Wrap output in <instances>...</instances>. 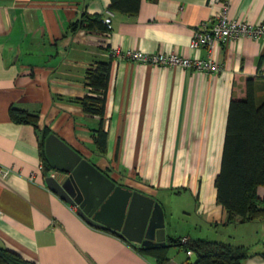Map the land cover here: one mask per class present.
<instances>
[{
	"label": "crops",
	"instance_id": "0c3cea01",
	"mask_svg": "<svg viewBox=\"0 0 264 264\" xmlns=\"http://www.w3.org/2000/svg\"><path fill=\"white\" fill-rule=\"evenodd\" d=\"M109 2L0 0V168L9 169L0 173V245L38 264H158L138 243L86 221L46 185L52 170L38 165L47 127L115 183L154 197V240L244 245L249 255L242 264H264V220L226 222L214 185L234 77L263 81L264 37L214 47L218 72L131 61L113 56L112 48L205 58L208 48L190 47V38L201 23L213 22L221 3L140 0L130 15ZM84 13L101 21L110 14L111 28L70 30ZM228 16L263 22L264 0H228ZM100 60L110 61L102 154L92 138L99 116L74 100L88 92L85 69ZM11 105L37 113V128L12 119ZM171 246L162 264H185L188 255L177 246L184 254H169ZM189 257L193 262L194 253Z\"/></svg>",
	"mask_w": 264,
	"mask_h": 264
},
{
	"label": "trees",
	"instance_id": "16d2710c",
	"mask_svg": "<svg viewBox=\"0 0 264 264\" xmlns=\"http://www.w3.org/2000/svg\"><path fill=\"white\" fill-rule=\"evenodd\" d=\"M139 2L110 0L108 8L134 15L138 11ZM69 28L72 31L78 28L108 30L100 15L85 13L72 21ZM109 73V60L96 61L87 67L84 84L88 86V92L74 99L80 103L84 112L99 116L98 125L92 130L98 154L105 150L103 114ZM235 77L228 104L220 166L214 179L216 200L227 212L226 222L264 220V195L257 194V188L264 186V78L260 83L261 77L257 76H245L241 81ZM9 114L15 121L31 123L37 128V113L11 105ZM49 132L47 127L41 130L40 148L45 169H49V165L45 159L43 143ZM170 245L184 252L188 248L194 253V261L187 257L185 264H242L249 255L244 245L206 238H191L184 244L180 242V237L169 238L167 243L139 246L138 250L162 264ZM0 264L38 263L24 259L0 245Z\"/></svg>",
	"mask_w": 264,
	"mask_h": 264
},
{
	"label": "water",
	"instance_id": "95a60500",
	"mask_svg": "<svg viewBox=\"0 0 264 264\" xmlns=\"http://www.w3.org/2000/svg\"><path fill=\"white\" fill-rule=\"evenodd\" d=\"M49 169L46 185L67 203L76 206L86 221L117 231L140 246L161 244L151 227L154 197L115 183L76 149L49 132L44 138Z\"/></svg>",
	"mask_w": 264,
	"mask_h": 264
},
{
	"label": "built area",
	"instance_id": "2783aa9c",
	"mask_svg": "<svg viewBox=\"0 0 264 264\" xmlns=\"http://www.w3.org/2000/svg\"><path fill=\"white\" fill-rule=\"evenodd\" d=\"M207 3L214 6L221 3L216 10L214 20L211 24L201 23L196 28L190 38V47L195 48L204 45L208 48V55L205 58L183 56L174 52H144L136 48L120 49L114 47L111 54L115 57H122L131 61H138L147 64H159L168 66H182L190 69H197L204 72H218L220 64L212 56L214 47L224 44L228 39L240 36L257 38L264 37V21L260 23H250L242 19L231 18L228 16V0H207ZM102 22L107 29L111 28V15H105ZM43 169V164L38 165ZM8 168H0V173L5 175ZM76 208V206L73 205ZM188 237L181 236L180 242L187 243ZM188 257L192 254L190 249H186ZM190 258V257H189Z\"/></svg>",
	"mask_w": 264,
	"mask_h": 264
},
{
	"label": "rangeland",
	"instance_id": "374dc122",
	"mask_svg": "<svg viewBox=\"0 0 264 264\" xmlns=\"http://www.w3.org/2000/svg\"><path fill=\"white\" fill-rule=\"evenodd\" d=\"M173 253H176V254H179V255H183L185 252L183 253L181 251H177L176 246H171L170 247V250H169V254H173ZM185 256H186V254H185Z\"/></svg>",
	"mask_w": 264,
	"mask_h": 264
}]
</instances>
